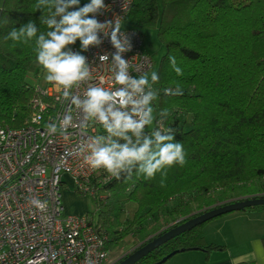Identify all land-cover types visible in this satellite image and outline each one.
<instances>
[{
  "label": "trees",
  "instance_id": "obj_1",
  "mask_svg": "<svg viewBox=\"0 0 264 264\" xmlns=\"http://www.w3.org/2000/svg\"><path fill=\"white\" fill-rule=\"evenodd\" d=\"M88 2L80 0L81 6ZM36 3L0 0V126H26L30 102L38 96L27 82L29 73L38 76L43 70L36 60L35 40L6 39L29 20L35 21L38 34L48 31L42 20L49 12L36 11ZM123 28L141 35L144 52L145 33L157 31L165 51L150 69L159 80L152 83L154 120L145 133L172 129L187 162L166 169L163 186L159 173L154 179H145L135 171L130 180L122 173L121 179L111 176L102 183L99 179L104 171L89 181L94 194L75 191L93 199L94 210L85 215L105 235L107 251L118 248L128 237L137 241L138 249L169 228L215 207L226 199L211 195L217 190L236 193L245 184L264 181V0H133ZM77 47L79 40L65 50ZM169 57H175L181 75L174 71ZM177 86L182 95L165 93ZM165 110L167 114L161 116ZM129 202L135 210L121 220ZM254 208L263 206L247 209ZM201 226L170 239L135 264H157L176 251L198 250L208 257L222 250L224 246L203 244Z\"/></svg>",
  "mask_w": 264,
  "mask_h": 264
},
{
  "label": "built area",
  "instance_id": "obj_2",
  "mask_svg": "<svg viewBox=\"0 0 264 264\" xmlns=\"http://www.w3.org/2000/svg\"><path fill=\"white\" fill-rule=\"evenodd\" d=\"M104 3L105 10L95 14L97 20L119 23L120 32L128 35L132 44L131 51L123 54L130 65L129 74L136 78L145 75L152 60L143 51L141 35L123 28L133 0ZM109 31L98 32L101 43L81 52L92 78L74 87L73 95L83 98L89 86L111 91L121 87L114 82L110 67L111 53L116 49L110 43ZM69 51L79 52L80 48ZM105 54L109 59L101 61L99 56ZM35 92L38 96L30 102L26 126H0V264H111L104 248L105 235L94 229L85 214H66L63 203L66 186L82 194L95 193L89 181L105 170L91 169L77 149L87 137L106 133L91 121L82 132L83 114L57 86H35ZM64 114L72 116V126L64 134L59 130L49 134L47 126L55 123L59 129ZM110 177L105 171L99 182Z\"/></svg>",
  "mask_w": 264,
  "mask_h": 264
},
{
  "label": "clouds",
  "instance_id": "obj_3",
  "mask_svg": "<svg viewBox=\"0 0 264 264\" xmlns=\"http://www.w3.org/2000/svg\"><path fill=\"white\" fill-rule=\"evenodd\" d=\"M34 8L49 12L42 20L48 31L38 34L35 21L29 20L18 29L14 28L6 39L24 43L35 40L36 60L46 71V82L61 89L63 97L83 114L81 131L86 132L90 121L104 129L106 135L87 137L77 149V154L83 156L91 169H104L117 180L121 179L122 173L126 174V180L132 178L134 171L145 179H154L159 173L163 186L166 169L175 165L184 166L186 153L182 143L175 140L172 129L162 132L157 128L150 135L145 133L146 126L152 125L154 120L151 105L156 99V92L152 83H156L159 77L153 72L150 83L146 75L136 78L129 74V62L123 58V54L132 49L128 35L120 32L119 23L100 22L96 18L95 14L106 8L104 0H90L83 6L80 0H37ZM106 28L110 29V43L116 49L111 53L113 79L121 87L111 91L89 86L83 98L73 95L71 90L74 87L92 78L87 58L81 52L99 45L98 32L104 33ZM77 40L80 41L79 52L65 50ZM99 59L107 61L109 56L101 55ZM169 60L177 75H181L182 70L176 66L175 57H169ZM165 93L182 95L179 86L166 89ZM166 114L165 110L161 116ZM72 122V116L64 114L59 129L57 124L51 123L47 131L55 134L59 130L64 134ZM35 203L39 205L38 201Z\"/></svg>",
  "mask_w": 264,
  "mask_h": 264
},
{
  "label": "rangeland",
  "instance_id": "obj_4",
  "mask_svg": "<svg viewBox=\"0 0 264 264\" xmlns=\"http://www.w3.org/2000/svg\"><path fill=\"white\" fill-rule=\"evenodd\" d=\"M80 48V47H77ZM144 50L145 52L150 56L154 67L157 65L161 55H163L165 49L163 45L159 42L157 38V31L156 29H151L149 32L145 33L144 36ZM66 51H69L66 50ZM154 70H150L145 75L150 78L151 74ZM46 71L43 69L38 76H35L33 73H29L27 75V82L30 86H45L48 82L45 80ZM147 128H151L152 125L146 126ZM69 185V184H68ZM63 192L67 193H74V197L76 198H83V200H80L81 203L76 207L74 205H68L69 202V196L65 195L63 196V203L66 214H85L91 213L94 210V202L93 199L90 196H80L78 193L74 191L73 188L70 186L63 187ZM242 192V193H241ZM217 200H220L221 197H226L225 200L220 202L219 204H215L213 206H217L223 203L232 202L229 200H235L234 198H239L240 200L245 198H251V197H259L264 195V181L262 180H255L251 183L245 184L241 189L236 190V193L231 191V189L227 190H217L214 193H211ZM102 196V195H101ZM238 199V200H239ZM263 208H254V209H246L244 210L247 213V217L250 218L254 213H258L259 211H262ZM135 210V205L131 202L127 203L125 205L124 211L122 216H120V219H124L125 217H130V215ZM242 211H236L231 212L227 214H223L221 216L215 217L205 223L201 226V234L203 236L202 242L204 245H210L216 240H221V237H223L224 230H226L227 226L234 225V224H240L244 223L247 219L246 218H240L239 214L235 213H241ZM235 214V215H233ZM137 241L134 239L128 237L125 241L121 242V244L118 246V248L113 249L109 251V258L111 261V264H114L116 261L118 262L120 259H122L124 256H126L128 253H130L135 247L138 246L136 244ZM192 251H183L179 252L173 256H171L167 261H165L162 264H171L172 261H174L175 258L173 257H179L177 255L182 253H188ZM173 258V259H172ZM172 259V260H171Z\"/></svg>",
  "mask_w": 264,
  "mask_h": 264
},
{
  "label": "crops",
  "instance_id": "obj_5",
  "mask_svg": "<svg viewBox=\"0 0 264 264\" xmlns=\"http://www.w3.org/2000/svg\"><path fill=\"white\" fill-rule=\"evenodd\" d=\"M64 194L69 196V206L77 207L81 203L80 200H83L81 197L75 198L73 192H63V196ZM243 212L245 211L235 214L247 220L244 223L227 226L221 240L212 243L224 246L222 250L213 251L208 257L203 251L198 250L182 253L177 255L179 257H173L175 259L171 264H234L240 261L264 264V209L254 213L250 218Z\"/></svg>",
  "mask_w": 264,
  "mask_h": 264
},
{
  "label": "water",
  "instance_id": "obj_6",
  "mask_svg": "<svg viewBox=\"0 0 264 264\" xmlns=\"http://www.w3.org/2000/svg\"><path fill=\"white\" fill-rule=\"evenodd\" d=\"M256 206H264V195L259 197L245 198L242 200H235L232 202L217 205L191 219L182 222L179 225L169 228L162 234H159L158 236L152 238L150 241L146 242L143 246L139 247L138 249H135L126 257L120 259L116 264H135L137 261H139L148 253H150L152 250L158 248L160 245L166 243L170 239L180 235L185 231H189L190 229L200 224H203L215 217L221 216L223 214L236 212V211H244L247 208L256 207ZM179 252L180 251L171 253V255L164 257L157 264L164 263L171 256Z\"/></svg>",
  "mask_w": 264,
  "mask_h": 264
},
{
  "label": "flooded vegetation",
  "instance_id": "obj_7",
  "mask_svg": "<svg viewBox=\"0 0 264 264\" xmlns=\"http://www.w3.org/2000/svg\"><path fill=\"white\" fill-rule=\"evenodd\" d=\"M116 263H117V261L114 264H116Z\"/></svg>",
  "mask_w": 264,
  "mask_h": 264
}]
</instances>
